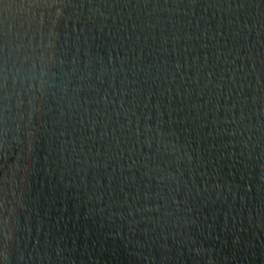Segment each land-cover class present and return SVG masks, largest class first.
<instances>
[{"label":"water","instance_id":"water-1","mask_svg":"<svg viewBox=\"0 0 264 264\" xmlns=\"http://www.w3.org/2000/svg\"><path fill=\"white\" fill-rule=\"evenodd\" d=\"M0 264H264V0H0Z\"/></svg>","mask_w":264,"mask_h":264}]
</instances>
